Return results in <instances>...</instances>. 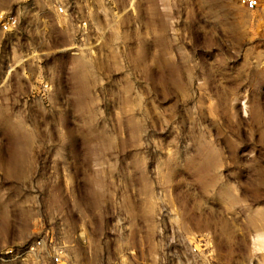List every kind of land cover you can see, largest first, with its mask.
<instances>
[{
  "label": "rangeland",
  "instance_id": "obj_1",
  "mask_svg": "<svg viewBox=\"0 0 264 264\" xmlns=\"http://www.w3.org/2000/svg\"><path fill=\"white\" fill-rule=\"evenodd\" d=\"M90 1L79 35L47 0H0L19 19L0 28V264H48L55 244L74 264H264L250 12Z\"/></svg>",
  "mask_w": 264,
  "mask_h": 264
},
{
  "label": "built area",
  "instance_id": "obj_2",
  "mask_svg": "<svg viewBox=\"0 0 264 264\" xmlns=\"http://www.w3.org/2000/svg\"><path fill=\"white\" fill-rule=\"evenodd\" d=\"M27 1V0H26ZM48 4L54 8L55 12L66 22L76 25L79 35L87 33V26L90 19L87 15V9L92 6L90 0H47ZM240 6L251 14V21L259 26V31L264 34V0H238ZM19 19L15 13L6 12L0 15V28L4 32L16 30ZM46 245L42 240H36L28 246L31 252L44 251ZM48 264H74L65 252L62 245L55 244L49 246Z\"/></svg>",
  "mask_w": 264,
  "mask_h": 264
},
{
  "label": "bare ground",
  "instance_id": "obj_3",
  "mask_svg": "<svg viewBox=\"0 0 264 264\" xmlns=\"http://www.w3.org/2000/svg\"><path fill=\"white\" fill-rule=\"evenodd\" d=\"M15 126H17V124H16ZM15 129H16V128H15ZM25 137H26V136H25ZM25 137H24V138H25ZM26 138H27V137H26ZM24 141H25V140H24ZM13 156H14V155H13ZM11 160H12V159H11ZM18 160H19V158H18ZM19 161H20V160H19ZM12 163H13V164H14V163H17V157H15L14 160H12Z\"/></svg>",
  "mask_w": 264,
  "mask_h": 264
}]
</instances>
